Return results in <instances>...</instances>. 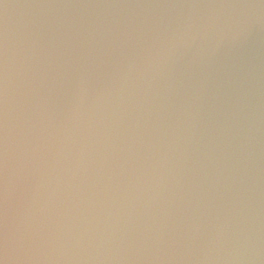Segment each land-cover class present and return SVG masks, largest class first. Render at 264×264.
Returning a JSON list of instances; mask_svg holds the SVG:
<instances>
[{"label": "water", "instance_id": "1", "mask_svg": "<svg viewBox=\"0 0 264 264\" xmlns=\"http://www.w3.org/2000/svg\"><path fill=\"white\" fill-rule=\"evenodd\" d=\"M0 264H264V0H0Z\"/></svg>", "mask_w": 264, "mask_h": 264}]
</instances>
